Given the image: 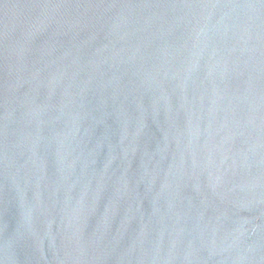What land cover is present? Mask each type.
Returning <instances> with one entry per match:
<instances>
[{"label": "water", "instance_id": "95a60500", "mask_svg": "<svg viewBox=\"0 0 264 264\" xmlns=\"http://www.w3.org/2000/svg\"><path fill=\"white\" fill-rule=\"evenodd\" d=\"M0 264H264V0H0Z\"/></svg>", "mask_w": 264, "mask_h": 264}]
</instances>
